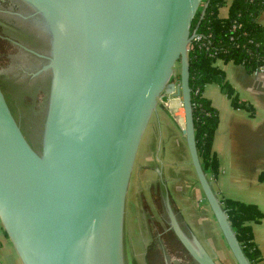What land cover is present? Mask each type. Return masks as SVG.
<instances>
[{
    "label": "water",
    "instance_id": "obj_1",
    "mask_svg": "<svg viewBox=\"0 0 264 264\" xmlns=\"http://www.w3.org/2000/svg\"><path fill=\"white\" fill-rule=\"evenodd\" d=\"M25 1L49 35L50 79L34 139L0 85V221L21 264H124L135 156L170 93L181 96L190 161L222 236L237 264H252L196 147L188 46L207 1ZM166 212L196 264H218L169 203Z\"/></svg>",
    "mask_w": 264,
    "mask_h": 264
},
{
    "label": "crops",
    "instance_id": "obj_2",
    "mask_svg": "<svg viewBox=\"0 0 264 264\" xmlns=\"http://www.w3.org/2000/svg\"><path fill=\"white\" fill-rule=\"evenodd\" d=\"M258 21L264 24V10L258 15ZM214 64L223 71L242 103L234 104L217 82L205 83L203 94L218 111L212 143L218 172L211 178L212 187L221 202L241 200L254 204L262 212L261 218L250 224L253 241L264 262V182L259 178L264 171V70L249 71L242 63L221 58H216ZM180 101L175 93L164 94L158 99L135 156L125 215L134 216L141 211L159 221L166 215L169 203L221 264L206 241L202 217L214 230L217 248L228 258L225 264H235L191 164L183 132L184 115L179 112ZM0 264H21L1 221Z\"/></svg>",
    "mask_w": 264,
    "mask_h": 264
},
{
    "label": "trees",
    "instance_id": "obj_3",
    "mask_svg": "<svg viewBox=\"0 0 264 264\" xmlns=\"http://www.w3.org/2000/svg\"><path fill=\"white\" fill-rule=\"evenodd\" d=\"M203 13L197 10L191 30L200 35L188 46L189 85L196 147L200 162L211 179L218 172L213 152L214 132L218 125V111L203 94L206 82H217L231 98L238 101L223 71L214 64L216 58L242 63L252 71L264 64V24L258 15L264 10V0H205ZM259 178L264 182V171ZM228 218L252 264H264L261 252L253 241L250 222L259 220L262 212L252 203L236 199L222 200Z\"/></svg>",
    "mask_w": 264,
    "mask_h": 264
},
{
    "label": "flooded vegetation",
    "instance_id": "obj_4",
    "mask_svg": "<svg viewBox=\"0 0 264 264\" xmlns=\"http://www.w3.org/2000/svg\"><path fill=\"white\" fill-rule=\"evenodd\" d=\"M39 14L25 0H0V85L26 136H39L47 104L50 72L49 35L39 25ZM37 135V136H36ZM159 264H196L170 228L166 215L157 221ZM155 249V247H154Z\"/></svg>",
    "mask_w": 264,
    "mask_h": 264
},
{
    "label": "rangeland",
    "instance_id": "obj_5",
    "mask_svg": "<svg viewBox=\"0 0 264 264\" xmlns=\"http://www.w3.org/2000/svg\"><path fill=\"white\" fill-rule=\"evenodd\" d=\"M2 60L3 58L0 56V64H2ZM178 70L179 63L176 64L175 68L176 72ZM200 220L202 221L201 227L205 230L206 241L209 247L215 253L216 259L221 264H225L228 262V258L217 248L216 242L218 239L215 236L214 230L210 229V226L202 217ZM157 221L158 219H155L154 216H147L146 212L141 213V211L136 212L134 216H130V214L125 215L123 225L124 264H159L156 248L159 239L157 235L161 229Z\"/></svg>",
    "mask_w": 264,
    "mask_h": 264
},
{
    "label": "built area",
    "instance_id": "obj_6",
    "mask_svg": "<svg viewBox=\"0 0 264 264\" xmlns=\"http://www.w3.org/2000/svg\"><path fill=\"white\" fill-rule=\"evenodd\" d=\"M195 39H199L200 38V35L195 33L194 37ZM261 70H264V64H261V65H258L257 67H255L252 71L253 72H258V71H261ZM181 99V96L178 95ZM180 106H179V112L181 113V115L183 116L184 115V108H183V105H182V100L180 101ZM184 122V121H183Z\"/></svg>",
    "mask_w": 264,
    "mask_h": 264
}]
</instances>
